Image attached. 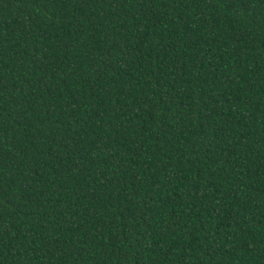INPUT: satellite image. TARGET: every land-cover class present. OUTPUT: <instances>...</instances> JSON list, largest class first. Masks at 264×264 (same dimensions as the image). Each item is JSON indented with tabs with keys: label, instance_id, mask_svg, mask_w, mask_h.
Segmentation results:
<instances>
[{
	"label": "trees",
	"instance_id": "trees-1",
	"mask_svg": "<svg viewBox=\"0 0 264 264\" xmlns=\"http://www.w3.org/2000/svg\"><path fill=\"white\" fill-rule=\"evenodd\" d=\"M0 264H264V0H0Z\"/></svg>",
	"mask_w": 264,
	"mask_h": 264
}]
</instances>
